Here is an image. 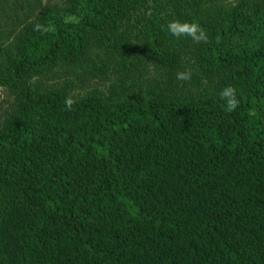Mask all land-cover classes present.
Here are the masks:
<instances>
[{
  "label": "trees",
  "instance_id": "1",
  "mask_svg": "<svg viewBox=\"0 0 264 264\" xmlns=\"http://www.w3.org/2000/svg\"><path fill=\"white\" fill-rule=\"evenodd\" d=\"M19 18L0 24V264H264V0H62ZM114 53L157 71L72 110L30 80L96 76Z\"/></svg>",
  "mask_w": 264,
  "mask_h": 264
},
{
  "label": "rangeland",
  "instance_id": "2",
  "mask_svg": "<svg viewBox=\"0 0 264 264\" xmlns=\"http://www.w3.org/2000/svg\"><path fill=\"white\" fill-rule=\"evenodd\" d=\"M44 4L61 5L62 0H0L2 28L9 30L14 25L17 27L22 11L29 9V6ZM143 64L144 67H140L133 58L114 53L108 68H103L96 76L91 73L90 64H85L78 70H71L66 66L54 67L52 70L32 76L30 80L41 88H61L68 96L74 98L81 97L92 89L107 94L109 89L115 88L116 85L122 90L129 88L131 92L130 86L133 85H130V82L134 80V85L140 86L147 76H153L157 71L154 65ZM11 102L12 98L7 89L0 86V118L9 109Z\"/></svg>",
  "mask_w": 264,
  "mask_h": 264
},
{
  "label": "clouds",
  "instance_id": "3",
  "mask_svg": "<svg viewBox=\"0 0 264 264\" xmlns=\"http://www.w3.org/2000/svg\"><path fill=\"white\" fill-rule=\"evenodd\" d=\"M166 28L172 36L176 38L190 37L195 43H207L209 39L204 28L196 22L173 20L167 24ZM34 30L43 34L52 31V28L51 26L37 24ZM192 75L191 69L179 71L176 74V79L182 82H190ZM219 97L223 101L224 110L228 113L235 111L241 103L237 95V89L231 85L225 86L220 91ZM76 103L77 101L72 96L66 97L64 101L67 110H72L73 105Z\"/></svg>",
  "mask_w": 264,
  "mask_h": 264
}]
</instances>
